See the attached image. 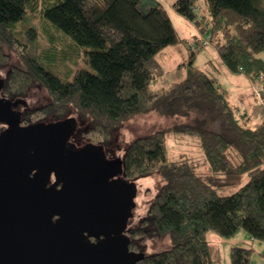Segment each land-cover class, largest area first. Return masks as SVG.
<instances>
[{
    "label": "trees",
    "instance_id": "16d2710c",
    "mask_svg": "<svg viewBox=\"0 0 264 264\" xmlns=\"http://www.w3.org/2000/svg\"><path fill=\"white\" fill-rule=\"evenodd\" d=\"M56 1L42 13L71 38V44L61 52L54 45L37 56L30 49L37 33L24 27L36 0H0V66L9 62L6 44L24 62L9 71L4 96L25 100L30 86L39 82L51 97L49 104L20 111L21 125L64 120L75 107L79 120L90 123L81 134L109 145L115 131L137 115L157 110L188 119L136 138L125 152L127 179L157 172L164 181L149 214L129 230L130 250L145 253L136 264H215L208 239L212 231L231 237L245 228L253 239L264 241V119L250 125L218 76L196 64L203 46L211 44L230 73L251 78L253 90V82L264 74L262 0H206L205 7L200 0H176L175 10L201 32L192 40L180 35L161 4L145 10L144 0ZM181 43L187 47L188 59L182 63L187 76L168 87L154 88L153 82L166 74L160 53ZM67 49L76 58L85 50L93 70L84 68L71 81L64 80L59 74H66L57 67L58 54L72 58ZM1 124L0 134L5 130ZM169 133L196 141L209 174L201 173L200 163L188 156L170 160ZM112 154L109 149L108 157ZM244 174L249 175L245 184L231 194L223 192L225 183ZM224 178L229 181L223 182ZM168 235L172 246L158 253L145 252L139 242ZM231 249L232 264H260L254 259V248L234 245Z\"/></svg>",
    "mask_w": 264,
    "mask_h": 264
},
{
    "label": "water",
    "instance_id": "95a60500",
    "mask_svg": "<svg viewBox=\"0 0 264 264\" xmlns=\"http://www.w3.org/2000/svg\"><path fill=\"white\" fill-rule=\"evenodd\" d=\"M0 75V264H136V183L102 147L77 149L76 117L21 125ZM92 238L96 241H92Z\"/></svg>",
    "mask_w": 264,
    "mask_h": 264
},
{
    "label": "rangeland",
    "instance_id": "374dc122",
    "mask_svg": "<svg viewBox=\"0 0 264 264\" xmlns=\"http://www.w3.org/2000/svg\"><path fill=\"white\" fill-rule=\"evenodd\" d=\"M56 0H36L35 6H31L28 13L27 18L24 22V27H32L36 31V41L31 44L30 49L35 55L44 54L52 50V46H56L59 52L63 51L67 45L71 44V38L66 36L63 32L58 31L54 26L50 24V22L46 21V17L42 13L44 8H48L54 5ZM176 0H144L142 6L145 9L152 8L161 4L165 10L171 16L172 21L175 24L176 29L180 32V35L184 38L192 40L195 38V35L200 34L201 32L198 30L197 26L193 21L188 20L183 15L179 14L177 10L174 8V3ZM201 7H205L206 0H200ZM261 6L264 7V0L261 1ZM203 36V35H202ZM201 36V37H202ZM4 50L9 54V62L7 65L0 66V75L3 77H7L10 73L9 71L13 66H24L23 60H21L18 52L13 50L9 45H4ZM67 51H69L67 49ZM72 53L71 51H69ZM199 56L196 59V64L201 67H210L209 61H213L216 63L219 69H221V82L222 85L226 87L229 91H231L232 101L236 103L238 100V94L246 91V84L243 81L239 80L244 78L243 74H233L223 71L225 70L224 63L221 62L220 54L215 47L211 44H207L203 46L202 50L199 52ZM60 62L58 64V69L66 74L61 75L64 80L71 81L76 73L80 70L88 69L93 70L90 64L86 62L85 58V50L83 54L81 53L78 58L73 55L72 58H62V53L58 54ZM261 57L264 58V52L261 53ZM62 58V59H61ZM159 59L162 61L163 65L166 68V74L161 78H158L153 82L154 88H162L168 87L172 84V82L183 80L187 75V69L182 64L188 59L187 47L184 43L170 45V47L166 48L163 52L160 53ZM78 60V61H76ZM25 100H15L12 99L17 105L14 106V109L18 112L22 111L26 108H40L43 105L49 104L51 101V97L46 88L40 84L39 82L34 83L30 86V90L28 91V95H26ZM258 101V99H257ZM259 105H262L259 103ZM263 110H264V105ZM263 112V111H262ZM71 115L69 117H73L77 119L78 128L75 129L73 136L70 140V144L77 146V149H84L88 143H93L96 147H102L104 152H108L109 149L113 152V156L109 159L116 160L122 163L123 166V177L125 172L124 160H125V152L128 147L131 145V142L138 137H142L143 135L152 134V132L156 130H161L163 128H168L174 125L177 122H185L188 119L185 117L178 116H166L160 114L157 110L151 111L150 113L141 114L130 118V120L126 121L117 131H115V136L109 145H103L102 143L91 142L90 139L85 138L83 134H81L82 130L86 129L89 126V120L86 119L84 121L79 120V113L76 108H72ZM264 112L259 115H256L255 118L251 121L250 125L257 126L263 120ZM81 118V117H80ZM3 127L4 125L1 124ZM168 142V153L169 158L172 161L179 160L181 158H186V156L194 159L196 162H199V170L201 173L209 174V165L205 162V154L201 150V148L197 145L196 141L192 139L190 136H181L176 133H169L167 136ZM223 177V176H222ZM223 182H228V178L221 179ZM249 180V175L244 174L239 179H235L234 181H229L231 184H224L223 192L225 194H231L232 192L238 190L243 184H245ZM136 183V191L134 193V210L133 216L130 218L129 226H133L134 224H138L142 219H144L150 211V207L154 203L156 199V195L159 193L162 184L164 183L163 177L154 172L150 175H145L143 177L132 179ZM248 233L244 228L239 230L234 236L225 237L220 234L213 232L208 234V239L210 241V246L212 249V254L214 259L216 260L215 264H232L231 260V251L232 246L236 242H241L238 245L241 246H249V244L254 243L250 240L246 241V237H243L242 234ZM245 239V240H244ZM141 244L144 246L145 252L149 254L158 253V251L168 250L172 246V240L170 236L166 237H146L139 240ZM256 251L254 254V258L257 260L264 261V241L256 239L255 246Z\"/></svg>",
    "mask_w": 264,
    "mask_h": 264
},
{
    "label": "crops",
    "instance_id": "0c3cea01",
    "mask_svg": "<svg viewBox=\"0 0 264 264\" xmlns=\"http://www.w3.org/2000/svg\"><path fill=\"white\" fill-rule=\"evenodd\" d=\"M221 62H222V59H221ZM209 63L211 64L210 67L209 68L204 67L203 69L209 71L211 74H214L215 76H218V78L221 82V75H222V74H220L222 72L221 69H219L218 66L216 65V63H213V61H209ZM224 66H225L224 67L225 70L223 69V71L228 72L229 70H228L227 66L225 65V63H224ZM243 77L244 78L239 79V80L243 81V83L246 84V91L239 93L237 102L233 103V104H234V106H236L238 113L240 112V113L247 114L249 120L252 121L253 118H255L258 113H259V115H261V113H263L264 110L262 109L263 106L258 104L257 99L255 97V94L253 93L251 78L249 76H247L246 74H243ZM221 84H222V82H221ZM229 93H230V95L232 94L231 91H229ZM232 96L233 95H231V100H232ZM263 119H264V116H263ZM242 236L246 237L245 238L246 241L250 240L251 242H254V243L249 244V246L254 248L256 251V248L254 247L256 240L253 239V237H251L249 235V233H244V234H242ZM239 243H241V242H236L233 244V246L238 245ZM255 261H256V259H255ZM256 262H258L260 264H264V261H261V260H257Z\"/></svg>",
    "mask_w": 264,
    "mask_h": 264
},
{
    "label": "built area",
    "instance_id": "2783aa9c",
    "mask_svg": "<svg viewBox=\"0 0 264 264\" xmlns=\"http://www.w3.org/2000/svg\"><path fill=\"white\" fill-rule=\"evenodd\" d=\"M253 83L254 94H256L259 103L264 105V74L259 75Z\"/></svg>",
    "mask_w": 264,
    "mask_h": 264
},
{
    "label": "flooded vegetation",
    "instance_id": "af4514ba",
    "mask_svg": "<svg viewBox=\"0 0 264 264\" xmlns=\"http://www.w3.org/2000/svg\"><path fill=\"white\" fill-rule=\"evenodd\" d=\"M142 221H143V219H142ZM142 221H140L138 224H134L133 226L131 225V226H129L128 227V235H129V230H131V229H135V227H138L141 223H142ZM130 237V239H131V236H129ZM132 240V239H131ZM92 241H96V239H94V238H92Z\"/></svg>",
    "mask_w": 264,
    "mask_h": 264
}]
</instances>
